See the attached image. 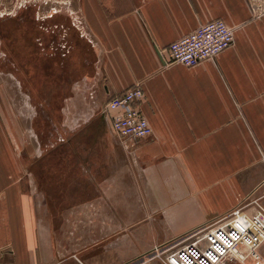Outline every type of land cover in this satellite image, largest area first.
<instances>
[{"label":"crops","instance_id":"0c3cea01","mask_svg":"<svg viewBox=\"0 0 264 264\" xmlns=\"http://www.w3.org/2000/svg\"><path fill=\"white\" fill-rule=\"evenodd\" d=\"M253 11L249 0H83L95 116L69 96L57 144L0 146V264H204L203 228L264 205ZM217 19L232 47L195 67L170 62L171 43ZM134 87L153 130L141 139L118 136L105 114Z\"/></svg>","mask_w":264,"mask_h":264},{"label":"rangeland","instance_id":"374dc122","mask_svg":"<svg viewBox=\"0 0 264 264\" xmlns=\"http://www.w3.org/2000/svg\"><path fill=\"white\" fill-rule=\"evenodd\" d=\"M250 2L258 9L253 14L264 18V0ZM82 3L0 0L1 147L30 144V139L34 144H57L63 128L58 119L69 96L75 102L84 99L85 112L95 114L90 82L93 45L88 42ZM74 87L82 96L74 95ZM71 109L69 113L76 114L78 107ZM85 124L90 123L81 125Z\"/></svg>","mask_w":264,"mask_h":264},{"label":"built area","instance_id":"2783aa9c","mask_svg":"<svg viewBox=\"0 0 264 264\" xmlns=\"http://www.w3.org/2000/svg\"><path fill=\"white\" fill-rule=\"evenodd\" d=\"M257 12L258 9L254 8ZM235 43V32L224 20L201 24L195 31L174 41L168 47L172 63L195 67L201 62L215 59ZM139 87L114 97L105 111L114 132L122 138L149 137L152 127L135 105L143 98ZM253 204V203H251ZM256 210L249 213L246 206L234 209L230 215L203 228L204 264H264V206L254 202ZM147 264V263H141Z\"/></svg>","mask_w":264,"mask_h":264},{"label":"trees","instance_id":"16d2710c","mask_svg":"<svg viewBox=\"0 0 264 264\" xmlns=\"http://www.w3.org/2000/svg\"><path fill=\"white\" fill-rule=\"evenodd\" d=\"M55 55H57L56 53H55ZM54 56V55H53ZM263 253V252H262ZM264 254V253H263Z\"/></svg>","mask_w":264,"mask_h":264}]
</instances>
